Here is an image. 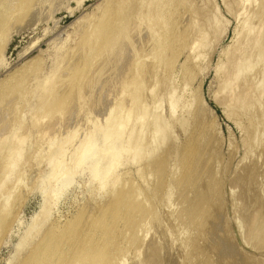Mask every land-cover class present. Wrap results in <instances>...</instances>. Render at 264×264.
Returning <instances> with one entry per match:
<instances>
[{
	"label": "bare ground",
	"instance_id": "6f19581e",
	"mask_svg": "<svg viewBox=\"0 0 264 264\" xmlns=\"http://www.w3.org/2000/svg\"><path fill=\"white\" fill-rule=\"evenodd\" d=\"M6 1L7 0H2L0 6H3L5 8L4 11L11 12L12 15H14V14L17 15L18 12L22 11V10L29 12L28 10L29 9L31 10L33 8L32 5L29 6L30 4H28L27 1L25 2L24 7L21 4H19V2H16V3L13 2V4L11 2V4H12L11 5V4H9V2L7 3ZM9 1H11V0H9ZM112 1H111L109 6H108V3L110 1L109 2L106 1L108 3L105 2V4L107 5L106 8L103 7L104 5H102V7H103L102 11H104V12L102 13V15L100 17V20L97 19V23H95V21H94L95 24L94 23L90 24V26L86 30H83L84 33L81 34V35H83V39L81 40V38H80L81 41L79 40V42H78L80 44L83 42L81 47L78 48L79 53L80 52L83 53V55H81L82 58L81 59L79 58L77 62L75 61L76 63L73 60H71L72 57H71V59L66 58L67 59L66 62L71 60V61H69L70 63L68 62L71 66L67 67V65H66V66H64V68L66 67L68 70L64 69L65 72H64V70H62L63 72L61 71L62 73L67 74L65 76V78H67V79L74 77L73 80L69 79V82L71 81L70 84L71 83L74 84L72 81L76 80L75 76H77L79 74V72H81V70L82 71L85 70L86 66H87V68H88V66H91L90 67L91 72H86V73L84 72L85 73V76H83V77H85V79L83 78L84 81L81 80L82 79L81 78L80 80L83 82L79 81L77 84H74L73 87H72V85H70L71 86L70 88H69V85H67L69 83L67 81L68 83L66 82L65 85H67L68 89L66 88V91H60L61 89H59L60 87H58L59 84L57 82L60 80V76H62L61 77V79H62L63 75H65V74L61 75L59 73L60 75L58 74L59 75L58 78H56L55 76H52V79H54L53 77H55L56 79H59L58 81L56 80V82L52 81L53 85L55 83L58 84V85L55 84V86H57V87H55L56 89L52 90V91H57V89H58V91L61 92V95H58V94H60V92L58 93V91H57L56 94L58 96L54 97L56 94H55V92L54 93L52 92L51 94H52V96L54 95L53 98H55L54 101L52 103H50V99L52 97L51 98L46 97L49 100V101L47 100L48 103H50V104H46V105H48V106L50 105V106L47 107L45 104L44 105L48 109L51 108L52 114L54 111V114H56L57 118L54 119V121H53V119H51L52 122L48 121L49 123L48 122L44 123L45 119H43V120L41 119L44 124L39 123L41 126L37 127L38 129L36 132L39 134L38 137L42 138V139L40 138L41 140L45 139L48 142L47 143L43 140V142H45L44 144H46L47 146L49 144V147L48 148L46 147L47 149L46 148L44 149L40 145H39L40 147L36 146L37 143L40 144L42 142V141H40V139L36 138L37 134L35 135L36 136L35 138L39 142H37V143L33 142L34 144H36L35 145L36 148H38L37 151L35 150L36 152L34 151L35 153L33 152L35 154V156H34L35 164L39 167L42 163H44L45 161H48L51 165V170L49 173L47 172L48 175L46 177H43L42 185H41V192L44 194V200L46 199V197H47V200L44 201V206H43V210H42V216H43L42 221L40 220L41 215L38 218L40 220V223L37 224V228H39V229L36 230L35 234L30 232L25 238L21 239V241L17 245V253L16 254L18 256L19 255L23 256L22 258L19 257V259H21V260L16 261V262H19L17 264H264V257H263L264 256V146L261 145L262 148L261 149L259 148L260 149L259 151L255 147V149H256L255 150L253 147L257 146L258 143L256 141L258 138L256 140L252 139V140H254L253 144L256 143V145H253V147L251 146V148H249L248 154H246L247 156H245L246 162L245 161H243V162L248 163L247 166L245 167L246 164L243 165V168L244 167L245 168L244 169L242 168L241 169L242 171L240 170L241 172L238 173L239 174L238 176L236 175L237 176L236 178H232L234 180H232L229 183L230 184L229 187L226 188V185H225L226 180H224L221 176V174H222L221 168L224 167L225 164H223V166L221 165L222 167L220 165L218 166L217 163H216L217 165L216 164H215V166L213 165L215 163V161L219 162L220 159L218 157L217 158L219 160L216 159V157H215V156H217V155H215L216 153H214V154L211 153V152H213V150L211 151V149H212L211 146L213 147L214 143L211 144V146H210V145H202V144H204V141L207 139H205V140L203 139L204 141H202L203 142L202 144H201V140H200V142L198 141V139L202 135V133L198 132L199 134L198 133L195 134L193 132V135L195 134V136L191 139V141L188 142L190 144L188 146H185L186 148L184 147L183 149H180V148L177 149L176 148L177 146L172 147L171 146L172 144L170 145V143L166 144L165 141L168 142L170 140L169 139L170 133L167 134L168 132L166 133V130H168L172 126L171 124L173 121H175V119H176L177 125L179 124L178 126L179 127L181 126L182 128H185L186 126H188V124L190 125V122H191V121L189 122L188 119L184 118L185 116L184 117L176 116V118H174V115H176L175 109H176V107H178L179 101L175 100V98H177L175 96V94L177 95V93L170 91V88L172 86V85H170V82H171V79L173 78V75H172L173 73H170L169 76H166L167 82L165 85H164V83H162L160 81L165 87H163L164 89L162 87H160V88H162V90L161 91L158 90L159 91L158 92L155 89V87L159 84V83H157V81H158V79L159 80L162 79L159 76L165 77V74H164L165 72L164 73L162 71L159 72L158 70H163V69H157V68H156V70L158 72L151 71V70H153V69H151L153 64L151 66L150 63H154V61H155L154 66H153V68L155 70L156 65H159L156 63V58H157V60H160V58H161L162 63H163L162 65H166L169 62L165 64V61H166L165 59H167L168 56L170 55V53H172V52H169L167 50V49H170V48H168V46L171 47V45H173V42H171L172 40L170 41L172 44L171 43L165 44V42L169 41L168 39L172 38L170 34H173V32L171 31L172 29H170L168 24L171 21H174V18L170 17L171 15L168 16V13H169V9L167 7L168 1L166 3V2H163V0H161V3L159 2L160 4H158V2H156V0L137 1V3L139 2L138 3L139 8L142 7V5H143V7H142L143 9H141L143 12H141V11L136 12V9H134V8H137V10H138L139 8L137 7V5H135V7L133 8L136 13H139L138 14L139 16L136 17L137 19H133V17L129 18V17H131V15L135 17L137 14L135 15V14L131 13V15L129 16L130 13L127 14L126 12H123L125 9H123L124 7H122V6L128 7L129 4L126 5L128 0H119V1L117 0L118 3L112 2ZM171 1L172 0H170L169 2H171ZM248 1H250V0H248ZM260 1L262 2V0H259V1H257V4H258V2L260 4H262ZM123 2L124 3L126 2L125 5ZM132 2H133V0H132ZM153 2L154 3L156 2L157 4H154ZM254 2H255V0L253 1V3ZM140 3H142V5ZM152 3L154 4V6H156L155 7L156 11L149 9L150 6L154 7L152 5ZM2 4H6V5H2ZM120 4H123V5L121 6ZM255 4H253V5L251 4L254 7L253 9L251 7L247 9V10L251 9V10H253V12L251 10H249L252 14L249 16L250 13L247 11V13H249V14L246 16V22H244L245 24L243 23L244 24V27H243L244 32H242V33H244V34L241 35L242 36L241 38H238L239 44H238V40H236L237 45L234 44L236 47L233 46V48H231L232 50H229V52L227 53V62L224 64L223 69L222 68L221 69L226 71V72L227 71H229V72H227V74H228L227 76H224L225 78L223 77L224 79L222 80V86H221L222 89L220 88L221 89L220 95L223 96V92H225L224 96L226 95V97L225 98L223 97V100H224L223 102L228 104L227 105L228 107L234 106V108H235L234 110L240 111V112H246L247 109L250 110L254 107L252 109L253 113H251V111H252L251 110L250 115L255 114L257 111H261V108H259L260 110L255 109L256 106H254V105L256 103H257V105L260 104L259 107L264 106V102L261 101L262 98L264 97V51L263 50L260 51L261 47L264 46V45L261 46V44L263 43L262 41L264 40V34H263V38H262V32L264 33V30H263L264 24L261 25L263 27H260L259 24H261V22L259 23V22H256L257 20L255 21L256 17H257V19H260V20L262 18V17L259 18L258 16L255 17V15L258 12L264 13V2L262 4L263 8L261 7L262 9L261 8H260L261 10L259 9L260 11L257 10V8L254 6ZM257 4H256V6H257ZM119 6H121V7H119ZM147 7H148L147 11L148 10L153 11V12L150 11L151 12L150 15L145 13L146 12L145 8H147ZM157 7H158V9H157ZM257 7H260V6H257ZM244 8H246V7H244ZM33 10H34V8H33ZM167 10H168V12H167ZM254 11H256V14L254 13ZM165 12H167V14ZM0 13H2V12H0ZM121 13H123V14H121ZM140 13H145L146 15H148L146 17L147 18L149 17V18L145 19V21H144V19H143L144 14L141 15ZM263 13H261V14L264 16ZM242 14L243 13H241V16H242ZM127 15L129 17H126ZM241 16H240V18H241ZM1 17L2 16L0 15V20L2 19ZM139 17L143 19V20L142 19L140 20L141 22L138 20V19H140ZM213 17H215V16H213ZM122 19H124L125 22H123L122 24H119ZM163 19H164V22L166 23L165 26L163 25L165 28L161 25H157V23H156L157 20L163 21ZM213 20H211V21H213ZM176 21H178V20H176ZM180 21L183 22V20H180ZM211 21H210L209 26L207 25V29H205L204 31H202L203 27L201 28V32H200V30H197V31H199V35H198V32H197V34L193 33L196 36H198L197 40L195 39L196 41L193 40L194 41L193 43H190L189 45L187 44L189 46L188 48L190 50V53L191 52L193 53V51L195 52V53L191 54L192 57L194 56V54H198V50L200 51L201 49H203V47H204L203 45L205 44V43H203V39L206 37L209 30L214 29L215 25L216 26L218 25V24H215L217 20L213 21L212 23H211ZM261 21H263V23H264V20H261ZM143 22L148 23L149 26L147 27V29L149 31L148 30H146V31L152 32L151 34L153 36L149 33L144 32L145 31L144 30V31H139V32L137 31L138 33L137 34L135 33L136 35L133 36L132 38H130L133 34L130 32L129 33L130 39H126L127 41L125 40V42L121 43V41L123 40L121 38V36H123V38H124L125 34L119 33V30H118L119 26H120V30H124L126 27H127V29H130L132 26L135 30V29H140L143 26ZM178 23L176 22L177 25H178ZM257 23H259V24H257ZM255 24L258 25L257 28H260V30L256 28L257 25H255ZM184 28H183V30H184ZM150 29H151V31H150ZM4 30H6V29H4ZM4 30L0 29L1 32H3ZM158 31H160L161 33H158ZM185 31H186V33L189 32V30L188 31L185 30ZM1 32H0V34H2ZM109 32H112V33H109ZM153 32H154V34L157 33V35L159 37L158 39L154 37ZM157 35H155V36L157 37ZM259 35H260V38H258ZM180 36H182V35H180ZM153 37L157 40H155ZM175 37H177V36L175 35L173 39H175V41H177ZM239 37H240V35H239ZM120 38H121V40L119 41V43H121V44H119V43L117 44V41ZM127 38H128V36H127ZM261 39H263V40H261ZM152 40H155L154 42L157 41L156 42L157 44L166 45L167 49L165 47H164V49H166L168 51V53H167V51H165L163 54L167 53L168 55H165L166 56L165 58H164L163 54H161L164 51L162 48L163 46L161 47V45H159V46L157 45L158 46L157 47L158 49H157L155 46V43ZM151 41L154 45H150ZM204 41L207 42L206 39H204ZM259 41H260V43H259ZM35 42L36 41H34V43ZM80 44L79 45L77 44V45L80 46ZM145 44H147V45L149 44L148 46L146 45L147 47H149V49L151 47H152V49L155 47V49H153L154 51L150 50L151 53L154 52V54H155L156 53L155 50L157 51L160 48H161L160 50H163V51L159 50L160 53H157L158 55L157 54L155 55L158 57H156V58H154L155 56L152 57L155 60L151 58V62H149V63L147 61H148L149 57H151V56H147V55H151V54L150 53L147 54V52H146V55H145L142 53V51L144 52L143 48H141V49L137 48V47L145 46ZM173 47L174 46H172V48ZM31 48H32V46H31ZM73 49H75V48H73ZM181 49H183V48H181ZM110 50H113L114 52L111 51V53H110L109 52ZM172 50L174 51V49H172ZM172 50H170V51H172ZM123 52L127 53L126 56L128 58H125V56H124V58H125V59H123L124 61L120 62L119 67H115V63L117 62V60L119 61L121 55L124 54ZM1 53H2L1 54V56H2L4 54V51L1 50ZM113 53L118 54V56L120 55L119 58L117 57V55L116 56L114 55L116 58H114V56L112 57ZM128 53H129V55H128ZM139 53H142V54L140 56H138ZM73 54H74V50H73ZM73 54H72V56H73ZM110 54H112V55H110ZM142 55H144L146 58L145 59H143L144 57L141 58ZM197 56L198 57L194 56L196 58H194V57L193 58L198 60V58L200 59L202 57L200 55V53ZM111 57L114 59H111ZM147 57H148V59H147ZM174 57H172V58H174ZM192 57H190V58H192ZM121 58H123V57H121ZM176 58H177V56L173 59V61ZM76 59L77 58H75L74 60H76ZM142 59L143 60L147 59V61H145V62H147L148 63L147 65L148 66L150 65L151 67L149 66L150 68L148 67L147 68L148 70L145 69L144 71H146V72H143L142 68H141V71L143 73H140L141 71L139 73H137L135 71H136V69L139 68L138 66H141V64L142 65L146 64L143 62L140 63V60L142 61ZM72 61H73L74 65L71 64ZM149 61H150V59H149ZM160 61H157V62H160ZM169 61H170V59H169ZM173 61L171 59V62L173 63V65H175L174 64L175 62H173ZM192 61L195 64L196 60H192ZM0 62H1V60H0ZM66 62H63V63L67 64ZM176 62L178 63L179 59ZM63 63H61L59 67L62 68V66L64 65ZM188 64H190L189 61H188ZM197 64L198 63L196 62L195 65H197ZM107 65H112V66H110L111 69L113 68L112 70L110 69L112 72L110 71L111 72L110 73V72H108V70H106L108 73H110L109 76L107 75L108 77L105 78L104 81H100V83L96 82V81H98V80H95L98 77L97 74L101 73L102 70L105 72L104 67H106ZM147 65H146V67H147ZM170 65H171V63L169 65H167L168 69H169ZM34 66H36V65H34ZM56 66H57V64H56ZM159 66H161V65H159ZM187 66L189 69V65H187ZM31 67H33V66H31ZM36 67H38V66H36ZM84 67H85V69H83ZM164 67L166 68V66H164ZM192 67H194L193 63H192ZM40 68L42 69L43 67H39V71H37V73L40 72ZM55 68H57V67H55ZM107 68H109V67H107ZM190 68H191V66H190ZM36 70H37V68H36ZM49 70H50V67H49L48 71ZM189 70H187V72ZM86 71H87V69H86ZM104 72H103V74H105ZM46 73H48V72H46ZM81 73H83V72H81ZM221 73H223V71H221ZM20 74H21V72H20ZM41 74L39 73L35 77L38 78V76H40ZM72 75H73V77H71ZM96 75H97V77H96ZM24 77L21 76L18 79H13V80L10 79V82L8 80V83H6L7 81L5 80L6 81L5 85L8 84V86H7V88L4 87L2 89H4V90L8 89V90L6 91V93H5V91H2L4 93L0 92V104L3 105V102L5 103V101H6V104L8 106L6 108L7 110L5 109L4 118L1 116V113H0V116H1L0 122H6L7 123L10 120V118H8V115H12V112H13L12 111L13 110L12 102L15 101L13 103V105H15L16 103L19 102V101L17 102L18 99H16L19 95L15 96V94L17 92L16 89H18V87H20L18 89L20 93L18 92L17 94H21V92H22L21 90L24 87V85L26 86L28 84L27 81H30L29 79L26 81L27 76L24 75ZM93 77L95 79H92ZM32 78H30V79H32ZM65 78H64V80H66ZM34 79H36V78H34ZM101 79H102V76H101ZM93 80H95V81H93ZM240 80H242V82H239ZM34 82H35V80H33V83ZM46 82H48V81H46ZM62 82H64V81H62ZM62 82L60 84H64ZM148 82L152 83V85ZM188 82H191V79H190V81L188 80ZM37 83L38 84H35V85H37L38 88L39 87L44 88L43 85H41L42 82H40L38 80ZM236 83H240V84H236ZM0 84H1V82H0ZM146 84L150 85L149 90H148V86H146V89L148 91L144 89V86ZM187 84L188 83H186V85H185L186 87H187ZM33 85L34 84H32V86ZM96 85H98L97 87L99 88V90L96 89L97 88ZM99 85H100V87H99ZM188 85H191V84H188ZM32 86L30 85L31 88H32ZM48 86L52 87L51 84H49ZM86 87L90 88V92L92 90L93 91L97 90V92H91L92 94H90V92H89V95L86 94V96L88 95V96H90L89 98H92V99L95 96L98 101L100 100L98 105H97L98 102H92L93 105L90 104L91 107L94 105H97V107H98V109L96 107L97 111L94 110V111H96L95 112L96 114L93 113V115H96V117L98 118L97 119L95 117L96 118L95 122L97 123V121H98L99 125H97V127H99V130L94 132V133L91 132L89 137H84L85 139L89 138V139H86V141L88 140L89 143H78V144L77 143H68V142L64 143L63 141L60 140L61 137L63 135H68V134L70 135L71 134L70 132L73 130V127L74 126L76 127V124H77V122L74 120V117H76V116L73 117V115H76V114L79 115V113H78L79 111H81V110L83 111L85 109L87 110V108L80 109V107L84 108L82 106L83 104L81 105V103H84V99L86 97L85 96V97L81 98L80 92H83L82 90H84V88H86ZM139 87H141L140 90H139ZM52 88L54 89V87H52ZM24 89H26V88H24ZM34 89H35V87H34ZM142 89L147 93V96L151 97V98L148 97V99H151V104L148 106H145V105L142 106V104H141V103H144L145 100H147V98L145 97L146 95L144 96L143 94H141V93H143V91L141 93H139ZM173 89H174V87L172 88V91H174ZM34 91H32V92H34ZM155 91L158 93H155ZM14 92H15V94L13 95ZM24 92H26V90L23 91V93ZM221 92H222V94H221ZM28 93H30V92H28ZM11 94H12V96H11ZM78 94L80 97L77 96ZM8 96H11V98H13V96H14L16 98H14L15 100H12L8 104V102L6 100V99H10ZM24 96H27V94H25ZM24 96H23V99H25ZM48 96L50 97L49 94H48ZM165 96H170V97H167L170 99L166 98L167 102H168V100H170L168 104L170 105L169 108H171V110L167 109L169 111L168 112L169 115L167 113H165V114H167V116H164L165 114L162 113V108H163V104H164L163 99ZM21 98H22V96H21ZM96 98H95V101H97ZM254 98H255V100H254ZM25 101H27V100H25ZM44 101H46V100H44ZM90 101H93V100H90ZM235 101H240L239 102L240 104H238V102H237L238 105H236ZM147 103H148V101L146 102V105H147ZM231 103H234V104H231ZM261 103H263V104H261ZM85 104H87V103H85ZM16 106H17V104L14 106V108ZM140 106H142V107H140ZM235 106L236 107L238 106V108H236ZM251 106H253V107L250 108ZM4 107L5 106H3V109H2L3 111H4ZM18 109L22 110V107L18 108ZM45 109H44L43 115H45V112H46V114L51 113L48 109H47V111H49L50 113L49 112L47 113V111ZM88 109H89V107H88ZM92 109H95V107ZM262 109H264V108H262ZM17 110H15L16 113L15 112L13 113V116H11V118L12 117L13 118L9 122V123H11L13 121L12 122L13 130H15L14 126H16V124H14V123L19 124V122H18L19 120H17V119H20V118H18V116L16 114H19L18 112L20 110L19 111H17ZM86 110L84 111L85 112L83 115L84 118H86L87 116L90 115V114L89 115L87 114L88 112L86 113ZM254 110L256 111L255 113H254ZM41 111H43V109ZM88 111H90V110H88ZM170 111H171V113H170ZM248 111H247V113H248ZM91 112H93V111H90L89 113H91ZM147 112H149V115H151L150 117L148 116ZM150 112H151V114H150ZM261 112H262L261 113L262 116H264V111L262 110ZM80 114H82V113L80 112ZM118 114H120L121 116ZM193 114H192V116H193ZM14 115H16V116H14ZM20 115H21V111H20ZM113 115H115L116 118ZM146 115H147V117H149V119L147 118L149 120V121L147 120L148 124H147V122H145L146 124H143V126L144 125H147V126H145L143 128L141 127L143 130L140 129V130H142L140 132L139 129L136 130V126H139V125H136V123L140 120L141 117L143 118V116L145 117ZM197 115H198V112L194 116L196 117ZM45 116L47 117V115H45ZM79 116H81V115H79ZM192 116H190V117H192ZM256 116H258V115L257 114L255 116L252 115L253 118L251 117L252 119L251 118L250 119L253 121V120H255ZM259 116H260V114H259ZM14 117H15V120H17V122L15 120H13ZM37 117H39V116H37ZM46 117H44V118H46ZM89 117L86 118V119H88V121L90 119ZM108 117H111L109 119H112V118L113 119L111 121H109L108 119H106ZM120 117H121V119L115 125L116 129H114L115 126H114V128L109 129V126L111 125L109 123H111V122L113 123L114 118L116 120L117 118H120ZM7 118L9 119L8 121H7ZM40 118H42V115L40 116ZM47 118L49 119V117H47ZM95 118H94V120H95ZM171 118H173L172 121H171ZM197 118H199V117H197ZM81 119H83V118H81ZM248 119H249V117H248ZM262 119H264V118L262 117L261 120H260V118H259V120L257 119V122L258 121H260V122H258V123L256 122L257 123L256 126L252 125V124L250 125L251 127L249 126L248 132H249V134L252 135V137H253L254 132L256 130L258 131L259 128L263 130V131L261 130L262 132H264V123H263L264 120L262 121ZM106 120H108L109 122H107ZM196 120L197 119H195V121ZM197 121H199V120H197ZM197 121H196V123H197ZM252 121H250V123L254 122V121L253 122ZM20 122H23V121H21V119H20ZM261 122H262V124H261ZM9 123H7V124H9ZM87 124H89V123H87ZM137 124H139V123H137ZM140 124H142V123H140ZM193 124H194V122H193ZM253 124H255V123H253ZM258 124H260V125L258 126ZM20 125H22V124L20 123L17 127H19ZM34 125H35V123H34ZM169 125H171V126H169ZM197 125L199 127L200 123ZM197 125H195V126H197ZM203 125L204 124L202 123V128L200 127V129H203L201 131H204V133H205V128L207 127L206 129L208 130V125L206 127H204ZM246 125L248 127V124H246ZM33 126L29 129L30 130L34 129V128L36 129V127L34 126V128H33ZM37 126H39V125H37ZM173 126H172V128H174ZM78 127L79 126H77V128ZM147 127L149 130L150 129L153 130L152 132L154 133L153 135L155 137L154 140L159 139L160 145L162 143L163 147H164V144H166V146L170 145L171 147L170 148L168 147V150L165 147L166 149L165 150L162 149V151H163V153H162L161 151H159V150H161L159 148H163L162 145L159 146V144H158L156 146V144L154 145V143L151 141H149L151 143H147V144L142 143L141 142L143 139L142 135L145 132L144 131L145 128H147ZM181 127H180V130H181ZM172 128H171V130H172ZM35 129H34V132L32 131L33 133H35V131H36ZM91 129H90V131H91ZM200 129H199V131H200ZM30 130H29V132H30ZM100 130H103V132L107 135V137H108L107 139H105V140L102 139V134L99 132ZM135 130L140 132V133H137V134L135 133L136 135L133 134L135 132ZM149 130H148V132H149ZM184 130L185 129H183V131ZM190 130H191V128H190ZM25 131H27V129ZM88 131H89V129H88ZM121 131H123V133L131 134V136H130L132 138L131 140L135 139V137H136V141L135 142L133 141L134 142L133 143L132 141L129 140L130 139L129 138L128 139L129 143L120 142L119 139H121V138L118 139L117 136L121 133ZM186 131H188V130H186ZM257 131H256V134L258 132L260 133V131H258V132ZM29 132L27 131V134ZM169 132H170V129H169ZM195 132H196V130H195ZM3 133H4V135H2V137L7 142V140L11 138L10 137L11 132L8 131V132H3ZM75 133H73V134L75 135ZM87 133L89 135L90 132H87ZM123 133L120 134L121 135L120 137H122ZM25 134H26V132L24 133V135ZM27 134L23 138L21 137L19 139L21 146L18 147L17 145H14L13 140L10 142L11 145L7 146L9 148V150H8L9 158L12 157V160L5 161L6 163L4 166L2 165L3 167H1V165H0V167H1V169H0V192H3V190H5V188H7V185L10 184L9 182H11L12 179L17 175H18L17 178H19V176H20V178H19L20 180L18 181V180H16L17 179L16 178L15 179L16 181L14 183H12V185H18L25 180L23 178V175L22 176L19 175V174H21L22 170L20 172V162H19L20 159L18 158V156H21V154H24L23 153V152H25L24 150L29 151L32 149V144H31L32 142L30 143L31 138H29L28 137L29 135L27 136ZM31 134H30V137L32 136ZM61 134H63V135H61ZM83 134H84V132H83ZM105 134H103V135H105ZM132 134L134 136H132ZM209 134L210 133H208V136H211ZM260 134H262V133H260ZM57 135L60 137V139H58L59 137L57 138ZM94 135H96L98 143L93 142V136ZM258 135L259 134H257V136ZM85 136H87V135H85ZM172 136L174 137V135H172ZM203 136L204 135H202L200 137V139ZM66 137H68V136H66ZM70 137H74V136L72 135ZM211 137L213 138L214 136H211ZM170 138H172V137H170ZM251 138L249 136L250 140H251ZM255 138H256V136H255ZM36 139H35V141H36ZM124 139H126V137H124ZM124 139L122 141H124ZM174 139H177V138H174ZM209 139H211V138H209ZM64 140H65V137H64ZM67 140H68V138H66V141ZM259 140H260V138H259ZM152 141H153V139H152ZM173 142L175 143V141L172 140L171 143H173ZM210 142L212 143V142H214V140L210 141ZM247 142L248 143H245V146L248 147L249 145H252V144H250L251 142L249 140H247ZM152 143L154 146L152 145ZM41 144H43V143H41ZM260 144H262V143H260ZM260 144H258V147ZM0 145L5 146V143H0ZM86 145L88 147L90 145L89 150H87L88 148L86 147ZM184 145L182 144V147ZM200 145H202V146H200ZM5 149H7V148H5ZM156 149L161 154H159L156 151ZM125 150H128V152L131 151L130 154H133V153L139 154L141 151H144L145 157L150 155V158L151 159L153 158L151 162L149 161L150 162L149 164L144 165V167L142 166V168H143L142 170H141V168H139L141 173L144 176V179L147 176L149 178L152 176L155 177L156 181H155L154 185L151 183L152 181H150V184L153 185L152 187L149 185L150 190L149 189L146 191L142 190L141 188H139L140 186L138 184H136L137 183L136 181H138V180H134L133 178H130L131 180L133 179L132 182L134 181L135 183L134 184L131 183V185H129V187L126 186L127 188L125 187L123 189H120L119 191L117 189L116 190L117 193L113 192L112 194H114V196L110 197L109 200H107L104 204L96 207L98 205V202L96 201L97 203L94 205L95 206L94 207V206H91L89 204L86 205L85 204L86 200H85L84 204H82V206L83 205H86V206H84L83 208L81 207V209L79 206L80 211L78 210V215L75 217V219L71 220L72 217H74L75 215L74 214H72V216L70 215L71 219L68 220L67 223L64 222L65 225H63V226L62 225L60 226L58 223H54L53 221H52V223L50 222V219H51L52 214H53V212H52L53 206H56L59 203V201L68 192H70V189L73 186H75L76 177L78 174L80 175V173L83 174L86 171H88V174H90V176L96 178L95 180H98L97 183H98L99 189L97 188V184H96V186H93V187H96V189H98V191L104 190L103 192H105L110 187L115 188L117 186V182L121 178L120 177L121 173L119 176L116 175L117 177H120L118 179V178H116V176H115V178H113V176L115 175V173L113 174V172H116L115 167L118 168L117 171L120 169L119 168L120 166L117 167V165H119V164H117V162L121 158L120 155L121 154L123 155V151H125ZM246 151H248V150H246ZM146 152L148 153V155L146 154ZM154 152H156L159 156L156 157ZM31 153H32V151H31ZM176 153L178 154V157L176 156L177 155ZM244 153H247V152H244ZM4 154H6V152ZM142 154H143V152H142ZM119 156H120V158H119ZM13 157H16V158L13 159ZM131 157H133V156H131ZM143 157H144V155H143ZM145 157L143 158V160H146ZM245 157L243 156L244 160H245ZM4 158L6 160V156ZM116 158L118 159L117 162L114 161V160H116ZM139 158L141 159L142 155H140ZM139 158L134 157V159H137V160L136 161L134 159L133 160L138 163ZM175 158L177 159L176 160L177 161V163H176L177 168L173 164H171V162L173 160L175 161ZM143 160L141 159V162ZM213 161H214V163H213ZM114 162H116V163H114ZM175 162H174V164H175ZM241 162H242V159L240 161V164H241ZM115 164H117V165H115ZM139 164H140V162H139ZM142 164H144V163L142 162ZM171 165H173L172 168L173 167L176 168L174 172H172L173 171L172 168H171L172 171L170 169ZM239 165H237L236 167H238ZM240 167H242V166L240 165L238 168H240ZM126 168H127V166L125 167V169ZM128 168H129V166H128ZM31 169H32V167H31ZM34 169H36V168H34ZM129 169H128V171L130 172L131 170H129ZM136 169H138V168H136ZM111 170H112V174H113L112 177H110L111 175L109 176ZM125 171H123V172L125 173ZM128 171H127V173H128ZM33 172H35V170ZM139 172H138V174L141 177V174ZM225 172H226V170H225ZM127 173L123 174V176L124 175L126 176ZM132 173H134V172H132ZM35 174H40V172L35 173ZM138 174H136V175L138 176ZM30 175H31V173H30ZM31 176H33V175H31ZM128 176L130 177V173ZM154 177H152L151 179H153ZM27 179L29 180L28 177H27ZM35 179L38 180V178H35ZM140 179H142V178H140ZM227 180H229V179H227ZM125 181H122V183L118 182V185L119 184L122 185L123 182H125ZM140 181H142V180H140ZM147 181H148V179H147ZM26 182H27V180H26ZM125 183H126L125 185H127V181ZM144 183H141V184H144ZM123 186H124V184H123ZM27 187H29V186H27ZM34 187H36V186H34ZM118 187H120V186H118ZM141 187L143 188V186H141ZM145 187L147 189V184H145ZM111 188H110V191L115 190V189L112 190ZM12 190H10V191H12ZM10 191H9V193H7L4 196V199L2 196H0L3 199V200L0 199V226L1 227H2V223L7 222L9 217H11L12 214L14 213L13 212L11 214V209H9L10 205L11 206L13 205L12 204L13 203L12 197L14 195V191L13 192H10ZM102 194H104V193H102ZM89 195H91V194L89 193ZM226 195H229L231 198L228 199L226 197ZM102 197H103V195H102ZM86 199L89 201L88 197H86ZM106 199L107 198H105V200ZM93 200H94V198H93ZM94 202H95V200H94ZM17 203H19V202H17ZM15 204H14V206H15ZM92 204H94V203L92 202ZM15 207L12 208V211L17 209ZM160 208L163 209L164 213L161 212ZM233 215H234L235 219H234ZM14 217L15 216H13V218ZM229 217H232V219H234L233 223H235V224L232 227L233 229L230 228L229 225H227L230 223H226V222H228L227 219H229ZM9 221H10L9 223L11 225L12 221L11 220H9ZM229 222H231V221H229ZM8 224H6V225H8ZM35 225H36V223H35ZM3 226H5V225H3ZM34 227H36V226H34ZM5 229H7V228H5ZM235 229H236V231H235ZM2 230L3 229H1V231ZM30 231H32V228ZM4 232H6V231H4ZM233 232H238L237 235L240 238L238 236L237 237L239 239H241V241L238 240V238L233 234ZM39 235H40V238L37 239ZM249 243H251L252 246H253V244L257 243L255 245L256 246L255 248L258 249L257 251H261V252H259V254H261L262 260H260L258 263H254L251 261V259H248L251 255H248L245 252L246 250L243 251L244 254L242 253L243 248L241 246L243 244L245 245V244H249ZM252 246L248 245V247H250V248ZM256 249H255V251H256ZM252 251H254V250H252ZM245 253L248 255V258L244 256ZM21 254H23V255H21ZM253 255H255V254H252V256ZM256 256H259V255H256ZM253 257H255V256H253Z\"/></svg>",
	"mask_w": 264,
	"mask_h": 264
},
{
	"label": "rangeland",
	"instance_id": "374dc122",
	"mask_svg": "<svg viewBox=\"0 0 264 264\" xmlns=\"http://www.w3.org/2000/svg\"><path fill=\"white\" fill-rule=\"evenodd\" d=\"M1 1L2 0H0V4H1ZM28 2V4H30L29 6H31L32 5V7L34 8V10H33V8L30 10L29 8V12H26L25 10H22V11H19L18 12V14L17 15H12L11 14V12H8V11H4L5 10V8L3 7V6H0V12H2V13H0V15L2 16L1 18V20H0V29H6V30H4L3 32H1L2 34H0V36L2 37H0V60H1V62H0V82H1V84H0V92H2V91H5V93H6V91L8 90V89H2V88H4V87H6L7 88V86H8V84L7 85H5V82L6 83H8V80H9V82H10V79H18L19 77H21V76H23L24 77V75L25 76H27L26 77V81L29 79L30 81H27L28 82V86L26 87L25 85H24V87L22 88V92H21V94H17L18 92H19V88L20 87H18V89H16V94H15V92L13 93V95L15 94V96H17V95H19L17 98L16 97H14L13 96V98H11V96H12V94H11V96H8L10 99H6L7 100V102H8V104L12 101V100H15L14 98H16V99H18L17 100V102L18 103H16L17 104V108L15 109L14 108V106L16 105H13V103L15 102H12V108H13V112H12V115H8V118H10V120H12V118H11V116H13V113L15 112V110H17L18 108H21L22 107V110H20V109H18L17 111H21V115H20V111L18 112L19 114H16L17 116H18V118H20L21 119V121H23V122H20V119H17V120H19L18 122H19V124L21 123L22 125H20L19 127H17L19 124H17V123H14V124H16V126H14L15 127V130H13V124H12V122L11 123H9L10 122V120L7 118V123H9V124H7L6 122H0V143H5V146L4 145H0V165H1V167H3L4 165H5V161H10V160H12V157L11 158H9V155H8V150H9V148L7 147L8 145H11V141L13 140V142H14V145H17L18 147L19 146H21L20 145V141H19V139L22 137H24L26 134H27V131L29 132V128H31L33 125H34V123H35V127H36V129L34 128V126H33V128L36 130L35 131V133H33L34 132V129H31L30 130V132L32 133H28L27 134V136L29 137V138H31V140H30V143L32 144V149L31 150H29V151H26V150H24L25 152H23L24 154H21V156H18V158L20 159L19 160V162H20V172H21V170H22V172H21V174H19V175H23V178L25 179L22 183H20V184H18V185H12V183H14L16 180H20L19 178H20V176H19V178H17L18 177V175L17 176H15L13 179H12V181L11 182H9L8 184L9 185H7V188H5V190H3V192H0L1 194H0V196H2L3 197V199H4V196L7 194V193H9V191L10 190H12V191H10V192H13L14 191V195H13V197H12V206L10 205V208L9 209H11V214H12V216L11 217H9V219L7 220V222H5L6 224H8L10 221L9 220H11L12 222H11V225H10V223L8 224V225H6L4 222L2 223V227L0 228V264H17V263H19V262H16V261H18V260H21V259H19V257H23V256H18L16 253H17V245H18V243L21 241V239H23V238H25L30 232H32V233H34L35 234V232H36V230L37 229H39V228H37V224L38 223H40V220L42 221V219H43V216H42V210H43V206H44V201L45 200H47V197H46V199L44 200V194L41 192V185H42V180H43V177H46L47 175H48V173L50 172V170H51V165H50V163L48 162V161H43L44 163H42L39 167L35 164V161H34V156H35V152L37 151V149L38 148H36V146H38V147H43L44 149L47 147H49V144H48V146L46 145V144H44L45 142H47L45 139H43L45 142H43V140H41L42 138L41 137H38V133H36L37 132V127H40L41 125L39 124V123H41V124H44V123H47L48 121H51L52 122V120L51 119H53V121H54V119H56L57 118V116H56V114H54V111H53V114H52V111H51V108H47V107H49L48 105H46V104H50V103H52L53 101H54V99L55 98H53V96H52V92L54 93L55 92V94H56V92L58 91V89H57V91H52V90H55L56 88L55 87H57V86H55V84L56 85H58V87H60L59 89H61L60 91H66V88L68 89V87H67V85H69V88L71 87L70 85H72V87H73V85L74 84H77L79 81H81V80H83L84 81V79H85V77H83V76H85V73L86 72H91L90 71V67L91 66H88V68H87V66H86V69H87V71H86V69H85V67L83 68V69H85V70H81V72H83V73H81V72H79V74L77 75V76H75L76 77V80L75 81H72L74 84H70V82H69V79L70 80H73L74 79V77H73V75L71 76V77H73V78H69V79H67V78H65V76L67 75V74H65V73H62L63 71L62 70H64V69H66V70H68L66 67L64 68V66H66L67 65V67H69V66H71L69 63V61H71V60H73L74 62L76 61H78V59L80 58H82V56L81 55H83V53L82 52H80L79 53V49L78 48H80L81 47V45H82V43L80 44V43H78L79 42V40H80V38H81V40L83 39V35H81V34H83L84 32H83V30H86L89 26H90V24H93L94 23V21H95V23H97V19L98 20H100V17H101V15H102V13L104 12V11H102L103 10V7H105L106 8V4H105V2L106 1H110L109 3L108 2H106V3H108V6L110 5V3H111V1L112 0H11V1H9V0H7L6 2L8 3L9 2V4H11V2H12V4H13V2L14 3H16V2H19V4H21L23 7H24V4H25V2ZM119 1V0H118ZM132 2V0H128L127 1V3H126V5L127 4H129L128 5V7L127 6H122L123 4H120L122 7H124L123 9H125L123 12H126L127 14L128 13H130L129 14V16L131 15V13H133V14H137L135 17L134 16H132L131 15V17H129L128 15L126 16V17H129V18H132L133 17V19H137L136 17H138L139 15V13H136V12H143L141 9H143L142 7H143V5H142V3H140L141 5H142V7H140L139 8V2L137 3V1H141V0H133V4L131 3ZM167 1H168V4H167V7H168V9H169V13H168V16H170L171 18H174V21H171L169 24H168V26L170 27V29H172L171 31L173 32V34H170L171 35V39H168L169 41L168 42H165V44L166 43H171V42H173V45H171V47H169L168 46V48H170V49H167V47H166V45H161V44H157L156 42H154L155 40H157L159 37H158V35H157V33L156 34H154V32H153V34H154V37L155 38H157V39H155L154 37V39L155 40H152L154 43H155V46H156V48L159 46V45H161V47L163 48V50H160V51H163L161 54H163L165 51H169V52H172V53H170V55L168 56V58L167 59H165L166 61H165V64L166 63H168V64H166V65H162L163 63H162V60H161V58H160V60H157V58L156 57H158V56H155L157 53H160L159 52V50H155V54H154V50L153 49H155V47L152 49V47L149 49V47H147L148 45L147 44H145V46H142V47H137L138 49H141V48H143V50H144V52L142 51V53L143 54H145L146 55V52H147V54L148 53H150L151 55H147V56H151V57H149V59H150V61H149V59H148V57H147V59H148V61H147V59L146 60H143V59H145L146 57L144 56V55H142L141 56V58L142 57H144L143 59H142V61L140 60V63H146L144 66L141 64V66H138L137 68L138 69H136V71L135 72H137V73H139L140 71H141V68H142V71L143 72H146V71H144L145 69H147L150 65L152 66V64H153V66H154V63H155V59L154 58H156V63L157 64H159V65H161V66H159V65H156V67H155V70H156V68L157 69H163V70H158L159 72H165L164 74H165V77L163 76H159V77H161L162 79L161 80H159L158 79V81H157V83H159L156 87L158 88H156L155 87V89H156V91H161L162 90V88L163 87H165L164 85L166 84V82H167V80H166V76H169V74L170 73H173L172 75H173V80L171 79V82H170V85H172L171 86V88H170V91L171 92H175V93H177V95L175 94V96L177 97V98H175V100L176 101H179L178 102V107H176V115H174V118H176V116H178V117H184V118H186V119H188L189 120V122H190V125L188 124V126H186L185 128H182L181 126V130H180V127L177 125V123H176V119H175V121H173L172 122V126L174 127V128H172V126L171 125H169V126H171L169 129H170V132H169V129L168 130H166V133L167 134H169V136L170 137H172V138H170L169 137V141L167 142V141H165L166 142V144H169L170 143V145L172 146V147H175V146H177L176 148L178 149V148H180V149H183L185 146H188L190 143H188L189 141H191V139L195 136V134H197L198 132L199 133H202V135H204L201 139H200V137L202 136H200L199 137V139H198V141L200 142V140H201V144L203 143L202 141H204L205 139H207V140H205L204 141V144H202V145H210L211 146V144H213V147L211 146V151L213 150V152H211V153H216L215 155H217V156H215L216 157V159H218L219 160V162H216L215 161V163H214V161H213V165L215 166V164L217 163L218 164V166L220 165H222L223 166V164H225L224 165V167H222L221 168V176H222V178L224 179V180H226L225 181V185H226V188H228L229 187V183L232 181V180H234V179H232V178H236L239 174V172H241L242 170V168H243V165L244 164H246L245 165V167L247 166V164L248 163H244L243 161H245L246 162V157L245 156H247L246 154H248V152H249V148H251V146L253 147V145H256V143H254L253 144V142H254V140H256L257 138V143L258 144H260V143H262V144H260L259 145V147H258V144H257V146H254L253 148L255 149V147H256V149L259 151L262 147H261V145L262 146H264V132H262L263 130L262 129H258V131H260V133H262V134H260L257 130V134H259L258 136H257V134H256V131L254 132V134H253V137H252V135L251 134H249V126L252 124V125H257V123L258 122H260V121H258L257 122V119L259 120V118H260V120H261V118L263 117L264 118V116H262V110L264 111V109H262V108H264V106L263 107H259V105H257V103L254 105V106H256V108L255 109H259V108H261V111H255L254 110V113L255 114H252L253 116H255L256 114L259 116V114H260V116L258 117V116H256V118H255V120H251L253 117H252V115H250L251 113H253V106H251L250 108H252V109H247V111H248V113H247V111L246 112H240V111H236V110H234L235 108H234V106H227L228 104H226L225 102H223L224 100H223V97L225 98L226 97V95L224 96V93L225 92H223V96L222 95H220V91H221V86H222V80L225 78L224 76H227L228 74H227V72H229V71H224V70H222L223 69V66H224V64L227 62V53L229 52V50H232L231 48H233V46L234 47H236L234 44H236L237 42H236V40H238V44H239V39L238 38H241L242 36V34H244V33H242V32H244V22H246V16L249 14V16L250 15H252L251 14V12L249 11V10H251V9H249V10H247L248 8H254L252 5L253 4H257V1H259V0H255V2L253 3V1L252 0H250V1H248V0H172L171 2H169L170 0H163V2H166L167 3ZM244 1V2H243ZM252 1V2H251ZM112 2H117V0H113ZM130 2V3H129ZM156 2H158V4H160L161 3V0H156ZM154 3V4H157V3ZM160 2V3H159ZM183 2V3H182ZM240 2V3H239ZM243 2V3H242ZM250 2V3H249ZM261 2V1H260ZM263 0H262V4H263ZM118 3V2H117ZM124 3V2H123ZM125 3H124V5H125ZM135 3V4H134ZM137 3V4H136ZM152 3V5L154 6V4ZM11 4V5H12ZM252 4V5H251ZM256 4L254 5L256 8H257V10H259L263 5L262 4H260L259 2H258V4H257V6H260V7H257L256 6ZM2 5H6V4H2ZM102 5H104L103 7H102ZM119 5V4H118ZM135 5H137V7L140 9H138L137 10V8H134L135 7ZM169 5V6H168ZM242 5V6H241ZM121 6H119V7H121ZM241 6V7H240ZM127 7V8H126ZM149 7V6H148ZM148 7L147 8H145L146 9V12L145 13H147L148 15H150L151 14V12H153L152 10H155L156 11V6H154V7H152V6H150V8L149 9H152V10H148L147 11V9H148ZM244 7H246V8H244ZM36 8V9H35ZM136 9V12H135V10L134 9ZM154 8V9H153ZM216 8V9H215ZM240 8V9H239ZM263 8V7H262ZM261 8V9H262ZM157 9H158V7H157ZM243 9V10H242ZM260 9V10H261ZM34 12H33V11ZM37 10V11H36ZM259 10V11H260ZM145 11V10H144ZM151 11V12H150ZM246 11V12H245ZM247 11L249 12V13H247ZM252 12H253V10H251ZM37 12V13H36ZM167 12H168V10H167ZM167 12H165L166 14H167ZM245 12V13H244ZM125 13V14H126ZM145 13H140L141 15L142 14H144L143 16V19H144V21H145V19H148L146 16H148V15H146ZM241 13H243L242 14V16H241ZM247 13V14H246ZM254 13L256 14V11H254ZM259 13V12H258ZM257 13V14H258ZM261 13H263V12H260L258 15L256 14L255 15V17L256 16H258L259 18H261V20H264V16L261 14ZM121 14H123V13H121ZM180 14V15H179ZM245 14V15H244ZM264 14V13H263ZM100 15V16H99ZM261 15V16H260ZM97 16V17H96ZM167 16V17H168ZM182 16V17H181ZM213 16H215V17H213ZM240 16H241V18H240ZM254 16V15H253ZM142 17V16H141ZM96 18V19H95ZM140 18V17H139ZM179 18V19H178ZM132 19V20H133ZM142 18H140V19H138L139 21L141 20ZM142 19V20H143ZM213 20V21H215V20H217L216 21V23L215 24H218L217 26L215 25V27H214V29H211V30H209V32L207 33V35H206V37L204 38V39H206V41L207 42H205L204 41V39H203V43H205L203 46L205 47H203V49H201L200 51L198 50V54L200 53V55L202 56L200 59L198 58V60L197 59H194V58H196V57H198L197 55L198 54H194V56H196V57H192L191 56V54H193V53H195L194 51H193V53L191 52L190 53V50H189V44L190 43H193L194 41H196L197 40V37L198 36H196L195 34H197V32H198V35H199V31H197V30H200V32H201V28L203 27V30L202 31H204L205 29H207V25L209 26V24H210V21L211 20ZM6 20V21H5ZM160 20V19H159ZM162 20V19H161ZM176 20H178V21H176ZM180 20H183V22L182 21H180ZM210 20V21H209ZM257 20V21H256ZM259 20V21H258ZM260 19H257V17L255 18V21L256 22H261V24H259V23H257V24H259V26L260 27H263V26H261L262 24H264L263 23V21H261ZM92 21V22H91ZM178 23V25L176 24V22ZM188 21V22H187ZM213 21H211V23L213 22ZM254 21V22H255ZM123 22H125L124 21V19H122L121 21H120V23L119 24H122ZM135 22V21H134ZM141 22V21H140ZM208 22V23H207ZM255 22V23H256ZM94 23V24H95ZM157 25H161V26H165L166 25V23L164 22V19H163V21H158L157 20ZM163 23V24H162ZM244 23V24H243ZM195 24V25H194ZM257 24H255V25H257ZM156 25V24H155ZM191 25V26H190ZM149 25H148V23H146V22H143V26L140 28V29H135L134 30V28H133V26L130 28V29H127V27L124 29V30H120V26H119V28H118V30H119V33H123V34H125L124 35V38H123V36H121V38L123 39L122 41H121V43L122 42H125V40L126 39H130V38H132L133 36H135L139 31H144V32H146V33H149V34H151L152 32H148L149 30L147 29V27H148ZM163 26V27H164ZM181 27V28H180ZM186 29H185V28ZM258 27V25L256 26V28ZM159 28V27H158ZM165 28V27H164ZM183 28H184V30H183ZM192 29V30H191ZM257 29H259L260 30V28H257ZM146 30H148V31H146ZM185 30H189V32L188 33H186V31ZM264 30V29H263ZM262 30V31H263ZM138 31V32H137ZM150 31H151V29H150ZM161 31V30H160ZM160 31H158V33H161ZM191 31V32H190ZM258 31V30H257ZM133 33L132 34V36L129 38V33ZM241 32V33H240ZM109 33H112V32H109ZM136 33V34H135ZM193 33H195V34H193ZM240 35V37H239V35ZM263 32H262V38H263ZM152 35V34H151ZM155 35H157V37L155 36ZM160 35V34H159ZM173 35V36H172ZM177 36V37H175L176 38V40L177 41H175V39H173L174 38V36ZM180 35H182V36H180ZM261 35V34H260ZM260 35H259V37L258 38H260ZM127 36H128V38H127ZM153 36V35H152ZM151 36V37H152ZM208 36V37H207ZM196 37V38H195ZM121 38L117 41V44L119 43V41L121 40ZM208 38V39H207ZM196 39V40H195ZM80 40V41H81ZM172 40V41H171ZM192 40V41H191ZM194 40V41H193ZM261 40H263V39H261ZM260 40V41H261ZM34 41H36L35 43H34ZM38 41V42H37ZM127 41V40H126ZM152 41L150 42V45H154L153 43H152ZM171 41V42H170ZM260 41H259V43H260ZM149 42V41H148ZM189 42V43H188ZM263 43H264V40L262 41ZM261 42V43H262ZM121 43H119V44H121ZM159 43V42H158ZM186 43V44H185ZM261 44V46H263L264 44ZM80 44V46H78V45ZM172 44V43H171ZM185 44V45H184ZM188 44V45H187ZM147 45V46H146ZM158 45V46H157ZM168 45V44H167ZM187 45V46H186ZM206 45V46H205ZM237 45V44H236ZM31 46H32V48H31ZM34 46V47H33ZM172 46H174L173 48H172ZM183 46V47H182ZM185 46V47H184ZM191 46V45H190ZM232 46V47H231ZM63 47V48H62ZM90 47V46H89ZM164 47L167 49H164ZM264 47V46H263ZM263 47H261V49H260V51H264V48ZM73 48H77L76 50L75 49H73ZM181 48H183V49H181ZM63 49V50H62ZM158 49V48H157ZM172 49H174V51L172 50ZM1 50L2 51H4V54L1 56ZM28 50V51H27ZM68 50V51H67ZM73 50H74V54H73ZM148 50V51H147ZM150 50H153L152 52L153 53H151V51ZM170 50H172V51H170ZM78 51V52H77ZM111 51H113V50H110L109 52L111 53ZM168 51H167V53H168ZM181 51V52H180ZM26 52V53H25ZM114 52V51H113ZM116 52V51H115ZM176 52V53H175ZM197 52V51H196ZM25 53V54H24ZM66 53V54H65ZM70 53V54H69ZM77 53V54H76ZM124 53V52H123ZM142 53H139V55L138 56H140ZM167 53H165V54H163V56H164V58L166 57L165 55H168ZM175 53V54H174ZM72 54H73V56H72ZM153 54V55H152ZM173 54V55H172ZM179 54V55H178ZM190 54V55H189ZM59 55V56H58ZM61 55V56H60ZM71 55V56H70ZM78 55V56H77ZM110 55H112V54H110ZM109 55V56H110ZM116 56L117 55V57L119 58V56H118V54H115V53H113V55H112V57L113 56ZM127 53H124V54H122L121 55V57H123V58H121L120 57V59H119V61L117 60V62L115 63V67H119V65H120V62H122V61H124L123 59H125V58H128L127 56ZM128 55H129V53H128ZM158 55V54H157ZM160 55V54H159ZM172 55V56H171ZM67 56V57H66ZM114 56V58H116ZM124 56H125V58H124ZM155 56V57H154ZM177 56V58L175 59L176 61H178V59H179V62L177 63L175 60L173 61V59L175 58V57ZM189 56V57H188ZM5 57V58H4ZM60 57V58H59ZM71 57H72V59H71ZM111 57V59H114V58H112ZM152 57H154V58H152ZM160 57V56H159ZM172 57H174V58H172ZM190 57H192V58H190ZM4 58V59H3ZM58 58V59H57ZM71 59V60H69V61H67L66 62V60L67 59ZM75 58H77L76 60H74ZM140 58V59H141ZM151 58L152 59H154L153 61H154V63H150V65L148 66L147 64L149 63V62H151ZM169 59H170V61H169ZM171 59H172V61L173 62H175L174 64L175 65H173V63L171 62ZM61 60V61H60ZM65 60V61H64ZM106 60V59H105ZM104 60V61H105ZM168 60V61H167ZM192 60H196V62L198 63L197 65H195L196 64V62H195V64H194V62L192 61ZM73 61L71 62V64H73L74 65V63H73ZM145 61H147V62H145ZM157 61H160V62H157ZM188 61H189V63L190 64H188ZM5 62V63H4ZM63 62H66L67 64H64ZM69 62V63H68ZM75 62V63H76ZM193 63V66L194 67H192V63ZM61 63H63L62 65V68L61 67H59L60 66V64ZM171 63V65H170V67H169V69H168V66L167 65H169ZM177 63V64H176ZM41 64V65H40ZM56 64H57V66H56ZM69 64V65H68ZM34 65H36V66H38V67H36V66H34ZM54 65V66H53ZM146 65H147V67H146ZM187 65H189V69H188V66ZM30 66V67H29ZM31 66H33V67H31ZM110 66H112V65H107L106 67H104V70H105V72L102 70V72L101 73H99V74H97L98 75V77H97V75H96V77H97V79H95L94 77L92 78V79H95V80H98V81H96V82H99L100 83V81H104V79L105 78H107L108 76H109V74L112 72L111 70L113 69H111L110 68ZM150 66V67H151ZM153 66L151 67V69H153V70H151V71H154V72H158L157 70L155 71L154 70V68H153ZM158 66V67H157ZM164 66H166V68L164 67ZM176 66V67H175ZM190 66H191V68H190ZM39 67H43L42 69L40 68V76H38V78L37 77H35V76H37V74H39V73H37V71H39ZM49 67H50V70L48 71V69H49ZM55 67H57V68H55ZM107 67H109V68H107ZM149 67V68H150ZM160 67V68H159ZM174 67V68H173ZM182 67V68H181ZM187 67V68H186ZM33 68V69H32ZM36 68H37V70H36ZM52 68V69H51ZM61 68V69H60ZM222 68V69H221ZM30 69V70H29ZM111 69V70H110ZM165 69V70H164ZM43 70V71H42ZM106 70H108V72H110V73H108ZM148 70V69H147ZM172 72H171V71ZM187 70H189L188 72H187ZM35 73H34V72ZM62 71V72H61ZM140 72V73H143V72ZM168 71V72H167ZM170 71V72H169ZM221 71H223V73H221ZM15 72V73H14ZM20 72H21V74H20ZM46 72H48V73H46ZM64 72H65V70H64ZM67 72V71H66ZM85 72V73H84ZM103 72L105 73V74H103ZM107 72V73H106ZM167 72V73H166ZM191 72V73H190ZM226 72V73H225ZM30 73V74H29ZM32 73V74H31ZM37 73V74H36ZM63 75V74H65V75H63V78L61 79V77L62 76H60V80L59 79H56V78H58V76L60 75ZM13 74V75H12ZM20 74V75H19ZM36 74V75H35ZM55 74V75H54ZM59 74V75H58ZM90 74V73H89ZM31 75V76H30ZM106 77H105V76ZM108 75V76H107ZM9 76V77H8ZM14 76V77H13ZM17 76V77H16ZM30 76V77H29ZM52 76H55V77H53L54 79H52ZM95 76V75H94ZM101 76H102V79H101ZM29 77V78H28ZM33 77V78H32ZM68 77V76H67ZM100 77V78H99ZM191 77V78H190ZM224 77V78H223ZM25 78V77H24ZM30 78H32V79H30ZM34 78H36V79H34ZM64 78L66 79V80H64ZM82 78V79H81ZM84 78V79H83ZM99 78V79H98ZM81 79V80H80ZM190 81V79H191V82H188V80ZM220 79V80H219ZM6 80V81H5ZM11 80V81H12ZM25 80V79H24ZM33 80H35V82L33 83ZM40 81V82H42V84L41 85H43V87L44 88H41V87H37V85H35V84H38L37 83V81ZM56 80L58 81L57 83H55L54 85H53V82L52 81H54V82H56ZM95 80H93V81H95ZM164 82H163V81ZM32 81V82H31ZM46 81H48V82H46ZM62 81H64V82H62V83H64V84H60ZM69 83H68V82ZM83 81H81V82H83ZM164 83V85L161 83ZM187 81V82H186ZM194 81V82H193ZM26 82V83H27ZM68 83L67 85H65V83ZM239 82H242V80H240ZM47 83V84H46ZM148 83H150V82H148ZM186 83H188V84H193L192 86L191 85H188L187 84V87L185 86L186 85ZM32 84H34L33 86H32ZM49 84H51L52 85V87H54V89L51 87V86H48ZM151 85H152V83H150ZM236 84H240V83H236ZM5 85V86H4ZM30 85L32 86V88L30 87ZM62 85V86H61ZM65 85V86H64ZM19 86V85H18ZM46 86V87H45ZM64 86V87H63ZM98 85H96V87H97ZM146 86H148V90L150 89V85L149 84H146L145 86H144V89L145 90H147L146 89ZM189 86V87H188ZM22 87V86H21ZM34 87H35V89H34ZM49 87V88H48ZM99 87H100V85H99ZM142 87V86H141ZM141 87H139V90L141 89ZM160 87H162V88H160ZM174 87V91H172V88ZM24 88H26V89H24ZM31 88V89H30ZM46 88V89H45ZM87 88V89H86ZM86 88H84V90H82L83 92H80V96H81V98L82 97H85L86 96V94H88L89 95V92H90V88L89 87H86ZM89 88V89H88ZM188 88V89H187ZM221 88V89H220ZM24 89V90H23ZM28 89V90H27ZM48 89V90H47ZM65 89V90H64ZM97 90H99V88L97 87L96 88ZM164 89V88H163ZM185 89V90H184ZM26 90V92H24L23 93V91H25ZM34 91V92H32V91ZM97 90H95V91H91V92H97ZM147 90V91H148ZM177 92H176V91ZM60 91H58V93L60 92ZM87 91V92H86ZM143 91V93H141ZM155 91V93H158V92H156ZM28 92H30V93H28ZM50 92V93H49ZM90 92V94H92ZM2 93H4V92H2ZM1 93V94H2ZM20 93V92H19ZM82 93V94H81ZM137 93V92H136ZM139 93H141V94H143L146 98H147V100H145L144 101V103H141L142 104V106L143 105H145V106H148V105H150L151 104V99H148V97L149 98H151L150 96H147V93L142 89ZM138 93V94H139ZM145 93V94H144ZM154 93V94H155ZM25 94H27V96H24ZM48 94L50 95V97L48 96ZM84 94V95H83ZM153 94V95H154ZM221 94H222V92H221ZM58 95H61V92H60V94H58ZM57 94L54 96V97H56V96H58ZM83 95V96H82ZM87 95V96H88ZM21 96H22V98H21ZM23 96H24V98L25 99H23ZM77 96H79V94L77 95ZM79 96V97H80ZM85 97V99H84V103H81V105L84 107V108H81L80 107V109H85V108H87V110H86V113L90 116H87L86 118H90L89 119V121H88V119H86V118H84V111L85 110H81V111H79L78 113H79V115H81V116H79V115H73V117L74 116H76V117H74V120L77 122V124H76V127L74 126L73 127V130L70 132L71 134L69 135H63V134H61V135H63L64 137H65V140H64V137L62 136L61 137V139H60V137L57 135V138L58 139H60L61 141H63L64 143H89V141L87 142L86 141V139H89V138H84V137H89L90 136V134H91V132H96V131H98L99 130V127H97V125H99V123H98V121H97V123L95 122L96 121V115H93V113L94 114H96L95 112L97 111L96 110V107H97V105L99 104V101L97 100V98L94 96L93 97V99L92 98H89L90 96H88V97ZM7 97V98H8ZM45 97V98H44ZM46 97H48V98H51L50 99V103H48V98H46ZM167 97H170V96H165L164 97V99H163V108H162V113H167L168 115H169V111L167 110V109H169V110H171V108H169L170 107V105L168 104L169 103V101L170 100H168V102H167V99H170V98H167ZM23 100H21V99ZM88 98V99H87ZM95 98H96V100L97 101H95ZM167 98V99H166ZM20 99V100H19ZM88 101H87V100ZM93 100V101H90V100ZM166 99V100H165ZM9 100V101H8ZM25 100H27V101H25ZM44 100H46V101H44ZM48 100V101H47ZM150 100V101H149ZM165 100V101H164ZM254 100H255V98H254ZM4 101V100H3ZM86 101V102H85ZM91 103H90V102ZM148 101V103H147V105H146V102ZM262 102H264V97L262 98V100H261ZM260 101V102H261ZM37 102V103H36ZM92 102H98L97 103V105H94V106H92L91 107V105L90 104H92L93 105V103ZM143 102V101H142ZM236 102V105H238V104H240L239 102L240 101H235ZM237 102H238V104H237ZM20 103V104H19ZM85 103H87V104H85ZM224 103V104H223ZM6 104V101H5V103L3 102V105L2 104H0V113H1V116L4 118V113H5V109L7 108V104ZM47 106H45V105ZM95 104V103H94ZM231 104H234V103H231ZM261 104H263V103H261ZM22 105V106H21ZM24 105V106H23ZM39 105V106H38ZM42 105V106H41ZM3 106H5L4 107V111L2 110L3 109ZM21 106V107H20ZM142 106H140V107H142ZM262 106V105H261ZM43 109V111H41L42 109ZM46 109H45V108ZM88 107H89V109H88ZM95 107V109H92V108H94ZM236 107V106H235ZM92 110H91V109ZM148 108V107H147ZM152 108V107H151ZM236 108H238V106L236 107ZM15 109V110H14ZM44 109L47 111V109L51 112H49V111H47V113L49 112L50 114H46V112H45V115H47V117H49V119L45 116V115H43V113H44ZM79 109V110H80ZM97 109H98V107H97ZM7 110V109H6ZM40 110V111H39ZM88 110H90V111H93V112H91V113H89L90 111H88ZM94 110H96V111H94ZM151 110V109H150ZM252 110V111H251ZM260 110V109H259ZM250 111H251V113H250ZM3 112V113H2ZM80 112L82 113V114H80ZM197 112H198V115L195 117L194 115H196L197 114ZM237 112V113H236ZM259 112V113H258ZM16 113V112H15ZM41 113V114H40ZM148 113V116L150 117L151 115H149V112H147ZM170 113H171V111H170ZM193 114V116H192V114ZM196 113V114H195ZM86 114V115H87ZM150 114H151V112H150ZM167 114H165L164 116H167ZM243 114V115H242ZM16 115H14V116H16ZM42 115V118H40V116ZM85 115V116H86ZM118 115H120V114H118ZM245 115V116H244ZM1 116H0V118H1ZM37 116H39V117H37ZM46 117V118H44V117ZM56 116V117H55ZM114 117H115V115H113ZM112 116V117H113ZM117 116V115H116ZM121 116V115H120ZM190 116H192V117H190ZM262 116V117H261ZM7 117V116H6ZM93 117V118H92ZM96 117V118H95ZM99 117V116H98ZM118 117V116H117ZM149 117H147V115L144 117L143 116V118L141 117L140 118V120L137 122V123H139V124H137L136 123V125H139V126H136V130L137 129H139V131L141 132L143 129V127H145V126H147V125H144L143 126V124H146L145 122H147V124H148V119H149ZM190 117V118H189ZM195 117V118H194ZM197 117H199V118H197ZM248 117H249V119H248ZM258 117V118H257ZM77 118V119H76ZM79 118V119H78ZM81 118H83V119H81ZM94 118H95V120H94ZM109 118H111V117H108V118H106V119H108L109 121H111L112 119H109ZM116 118V117H115ZM115 118H114V122L112 123H109V124H111L110 126H109V129H111V128H114V126L116 125V123L121 119V117L120 118H117L116 120H115ZM148 118V119H147ZM39 119V120H38ZM43 119H45L44 120V123H43V121L42 120ZM98 119V118H97ZM195 119H197V120H199V121H197V123H196V121H195ZM247 119V120H246ZM13 120H15V117H14V119ZM17 120H15L16 122H17ZM38 120V121H37ZM78 120V121H77ZM94 120V121H93ZM103 120V119H102ZM108 120H106L107 122H109ZM142 120V121H141ZM144 120V121H143ZM148 120V121H147ZM173 120V118H171V121ZM264 119H262V121H263ZM42 121V122H41ZM82 121V122H81ZM85 121V122H84ZM100 121V120H99ZM104 121V120H103ZM105 121V122H106ZM246 121V122H245ZM250 121H252L253 123H255V124H253V123H250ZM85 124H84V123ZM193 122H194V124L195 125H197V124H199L200 123V125H199V127H198V125L197 126H195L194 124H193ZM257 122V123H256ZM38 123V124H37ZM49 123V122H48ZM87 123H89V124H87ZM140 123H142V124H140ZM176 123V124H175ZM202 123L204 124L203 126L204 127H206L207 125H208V130L205 128V133L207 134H205L204 133V131H201V130H203V129H200V127L202 128ZM264 123V122H263ZM33 124V125H32ZM39 125V126H37V125ZM80 124V125H79ZM106 124V123H105ZM246 124H248V127H247V125ZM261 124H262V122H261ZM84 127H83V126ZM89 125V126H88ZM107 125V124H106ZM177 125V126H176ZM260 124H258V126H259ZM77 126H79L78 128H77ZM96 126V127H95ZM193 126V127H192ZM83 127V128H82ZM139 127V128H138ZM142 127V128H141ZM188 127V128H187ZM196 127V128H195ZM251 127V126H250ZM75 128V129H74ZM85 128V129H84ZM93 130H92V129ZM171 128H172V130H171ZM187 128V129H186ZM190 128H191V130H190ZM198 128V129H197ZM248 128V129H247ZM257 128V127H256ZM27 129V131H25ZM78 129V130H77ZM85 131H84V130ZM88 129H89V131H88ZM90 129H91V131H90ZM114 129H116V126H115V128ZM120 129V128H119ZM122 129V128H121ZM140 129H142V130H140ZM147 129V130H146ZM183 129H185L184 131H183ZM199 129H200V131H199ZM210 129V130H209ZM6 130V131H5ZM75 130V131H74ZM135 130V132L133 133V134H137V133H140V132H138V131H136ZM148 127L147 128H145V132L143 133V135H142V143H151V142H153L154 143V145L156 144V146L159 144V146H161L162 145V143H161V145H160V140L159 139H157V140H154L155 139V137H154V133L152 132L153 130L152 129H150L149 130V132H148ZM186 130H188V131H186ZM195 130H196V132H195ZM207 130V131H206ZM262 130V131H261ZM8 131H10L11 132V135H10V139H8L7 140V142L5 141V139L2 137V135H4V133L3 132H8ZM33 131V132H32ZM78 131V132H77ZM82 131V132H81ZM192 131V132H191ZM26 132V134L24 135V133ZM75 133V135L73 134V133ZM83 132H84V134L85 135H87V136H85L84 134H83ZM87 132H90L89 133V135H88V133ZM101 134H102V139L103 140H105V139H107L108 137H107V135L103 132V130H100L99 131ZM172 132V133H171ZM186 132V133H185ZM193 132L195 133L194 135H193ZM3 133V134H2ZM123 133V131H121V133L120 134H122ZM198 133V134H199ZM208 133H210L209 135H211V136H214L213 138L211 137V136H208ZM248 133V134H247ZM30 134L32 135L31 137H30ZM34 134V135H33ZM37 134V135H36ZM82 134V135H81ZM103 134H105V135H103ZM118 135L117 136V138L119 139V138H121V139H119V141L120 142H123V143H129V140L130 141H136V137H135V139H133V140H131L132 138L130 137L131 136V134H127V133H123V135H122V137H120L121 135ZM132 134V136H134ZM135 134V135H136ZM152 134V135H151ZM37 137H36V136ZM74 136V137H70V136ZM126 135V136H125ZM172 135H174V137L172 136ZM256 136V138H255V136ZM263 135V136H262ZM26 136V137H27ZM66 136H68V137H66ZM145 136V137H144ZM153 136V137H152ZM176 136V137H175ZM197 136V135H196ZM208 138H207V137ZM249 136H250V138H251V140L249 139ZM38 138V139H40V141H42L41 143H43V144H38L37 142H39L36 138ZM124 137H126V139H124ZM128 137V138H127ZM34 138V139H33ZM66 138H68V140L66 141ZM72 138V139H71ZM130 138V139H129ZM174 138H177V139H174ZM209 138H211V139H209ZM259 138H260V140H259ZM35 139H36V141H35ZM124 139V141H122ZM129 139V140H128ZM152 139H153V141H152ZM173 141H175V143L173 144V143H171V141L172 140ZM189 139V140H188ZM204 139V140H203ZM252 139H254V140H252ZM159 140V141H158ZM188 140V141H187ZM214 140V142H210V141H213ZM219 140V141H218ZM247 140H249L250 142V144H252V145H249L248 147L247 146H245V143H248L247 142ZM149 141H151V142H149ZM158 141V142H157ZM37 143V145L36 144H34V143ZM93 142L94 143H98V141H97V137H96V135H94L93 136ZM133 142V143H134ZM162 142V141H161ZM186 142V143H185ZM10 143V144H9ZM48 143V142H47ZM131 143V142H130ZM153 143H152V145H153ZM179 143V144H178ZM181 143V144H180ZM166 144H164V147H163V145H162V147L163 148H159V149H161V150H159V151H161L162 153H163V151H162V149H166L167 148V150H168V147L170 148L171 146L169 145H167L166 146ZM178 144V145H177ZM182 144L184 145L183 147H182ZM36 145V146H35ZM40 145V146H39ZM43 145V146H42ZM46 145V146H45ZM153 145V146H154ZM174 145V146H173ZM202 145H200V146H202ZM248 145V144H247ZM10 147V146H9ZM35 147V148H34ZM88 149H87V148ZM86 149L87 150H89L90 148V145H89V147L86 145ZM166 147V148H165ZM5 148H7V149H5ZM11 148V147H10ZM46 148V149H47ZM186 148V147H185ZM247 148V149H246ZM260 148V149H259ZM34 149V150H33ZM158 149V148H157ZM157 149H156V151H157ZM248 150V151H246V150ZM255 149V150H256ZM7 150V151H6ZM36 150V151H35ZM6 152V154H4L5 152ZM31 151H32V153H31ZM35 151V152H34ZM229 151V152H228ZM233 151V152H232ZM34 152V153H33ZM142 152H143V154H142ZM158 152V151H157ZM236 152V153H235ZM244 152H247V153H244ZM131 153V151H129L128 152V150H125V151H123V155L121 154L120 156H121V158H120V156H119V161L117 162V158H116V160H114V161H116L117 162V164H119V165H117V164H115V165H117V167H119L120 169L117 171V169L118 168H116L115 166V170H116V172H113V174L115 173V175L113 176V174H112V170L114 169H112L111 171H110V174H109V176L110 177H112L113 176V178H115V176L116 175H120V173H121V178L120 177H117L116 176V178H120L119 179V181L118 182H121L122 183V181H125L126 179V181H127V185H125L126 183V181L125 182H123V184H124V186H123V184L121 185V184H119L118 185V182H117V186L115 187V188H111L112 190L113 189H115L114 191H110V188L109 189H107L105 192H103L104 190H102V191H98V183H97V181L98 180H95L96 178H94V177H92V176H90V174H88V171H86L85 173H83V174H81L80 173V175L78 174L77 175V177H76V184H75V186H73L71 189H70V192H68L60 201H59V203L56 205V206H53V209H52V212H53V214H52V217H51V219H50V222L52 223V221L54 222V223H58L60 226L62 225H65V223H67V221L68 220H70L71 219V217H70V215L72 216V214H74L75 216L74 217H72V219L71 220H73V219H75V217L78 215V210L80 211V209H81V207L83 208L84 206H86V205H91V206H94L97 202H98V205L96 206V207H98L99 205H102V204H104L107 200H109V198L110 197H113L114 196V194H112L113 192L114 193H117L116 192V190L118 189V191L120 190V189H123V188H125L126 186H128L129 187V185H131V183L132 184H134L135 182L133 181L132 182V180L134 179V180H138V181H136L137 183L136 184H138L139 186V188H141L142 190H148L149 188H150V186L152 187L153 185H154V183H155V181H156V179H155V177L154 176H152V177H154L153 179H151L152 177H145V179H144V176H143V174L141 173V171H140V169L139 168H141V170L143 169L142 168V166L144 167V165H146V164H149L151 161H152V159L150 158V155L149 156H147V157H145V152L144 151H141L139 154L140 155H142V160H143V158L145 157V159L146 160H143L142 162L144 163V164H142V162H141V159L139 158L140 157V155L139 154H135V153H133V154H130ZM155 153V156L157 157V156H159L156 152H154ZM159 154H161L160 152H158ZM238 153V154H237ZM26 154V155H25ZM135 154V155H134ZM146 154L148 155V153L146 152ZM177 154V153H176ZM137 155V156H136ZM139 155V156H138ZM143 155H144V157H143ZM6 156V160H5V157ZM131 156H133V157H131ZM154 156V157H155ZM177 157H178V154L176 155ZM235 156V157H234ZM243 156L245 157V160H244V158H243ZM134 157L135 158H139L138 159V163L137 162H135L137 159H134ZM218 157V158H217ZM3 158V159H2ZM14 158H16V157H13V159ZM135 161H134V160ZM241 159H242V162H241V164H240V161H241ZM31 160V161H30ZM33 160V161H32ZM130 160V161H129ZM135 162H133V161ZM140 160V161H139ZM177 159L175 158V161H176ZM229 160V161H228ZM234 160V161H233ZM146 161V162H145ZM150 161V162H149ZM174 161V160H173ZM171 162V164H173L175 167L177 166V161L175 162V164H174V162ZM116 162H114V163H116ZM139 162H140V164H139ZM4 163V164H3ZM29 163V164H28ZM36 165H34V164ZM220 163V164H219ZM222 163V164H221ZM139 164V165H138ZM216 164V165H217ZM242 166V167H240V168H238L240 165ZM3 165V166H2ZM47 165V166H46ZM173 165H171L170 166V169L172 168V166ZM227 165V166H226ZM237 165H239L238 167H236ZM32 167V169H31V167ZM127 166V168L125 169V167ZM128 166H129V168H128ZM141 166V167H140ZM1 167H0V169H1ZM175 167H173L172 169H173V171H172V169H171V171L172 172H174L175 171V169L177 168H175ZM227 167V168H226ZM244 167V168H245ZM34 168H36V169H34ZM136 168H138V169H136ZM225 168V169H224ZM236 168V169H235ZM243 168V169H244ZM128 169L129 170H131L130 172L128 171ZM35 170V172H33ZM38 170V171H37ZM122 170V171H121ZM126 170V171H125ZM136 170V171H135ZM138 170V171H137ZM225 170H226V172H225ZM241 170V171H240ZM37 171V172H36ZM114 171V170H113ZM123 171H125V173H127V171H128V175H129V173H130V177L126 174V178L123 176V174H125ZM140 171V172H139ZM224 171V172H223ZM228 171V172H227ZM235 171V172H234ZM26 172V173H25ZM38 172H40V174H35V173H38ZM42 172V173H41ZM48 172V173H47ZM132 172H134V173H132ZM136 172V173H135ZM138 172L141 174V177H140V175L138 174ZM25 173V174H24ZM30 173H31V175H33V176H31L30 175ZM132 173V174H131ZM225 173V174H224ZM228 173V174H227ZM230 173V174H229ZM233 173V174H232ZM29 174V175H28ZM134 174V175H133ZM136 174H138V176L136 175ZM226 176H224V175ZM36 175V176H35ZM228 175V176H227ZM232 177H231V176ZM237 175V176H236ZM30 176V177H29ZM133 176V177H132ZM137 176V177H136ZM27 177L29 178V180L27 179ZM136 177V178H135ZM142 178V179H140V178ZM17 178V179H16ZM34 178V179H33ZM35 178H38V180L37 179H35ZM93 178V179H92ZM130 178H133L132 180L130 179ZM148 179V181H147V179ZM226 178V179H225ZM16 179V180H15ZM125 179V180H124ZM129 179V180H128ZM227 179H229V180H227ZM26 180H27V182H26ZM91 180V181H90ZM121 180V181H120ZM140 180H142V181H140ZM95 183H94V182ZM140 181V182H139ZM146 181V182H145ZM150 181H152L151 183L153 184H150ZM229 181V182H228ZM145 182V183H144ZM28 183V184H27ZM141 183H144V184H141ZM96 184H97V188L98 189H96V187H93V186H96ZM135 184V185H136ZM145 184H147V189H146V187H145ZM150 185V186H149ZM228 185V186H227ZM15 186V187H14ZM27 186H29V187H27ZM34 186H36V187H34ZM118 186H120V187H118ZM137 186V185H136ZM141 186H143V188L141 187ZM31 187V188H30ZM39 187V188H38ZM93 187V188H92ZM17 188V189H16ZM29 188V189H28ZM90 188V189H89ZM127 188V187H126ZM16 190V191H15ZM109 190V191H108ZM150 190V189H149ZM92 193H91V192ZM94 191V192H93ZM104 193V194H102V193ZM111 192V193H110ZM89 193L91 194V195H89ZM101 193V194H100ZM4 194V195H3ZM42 194V195H41ZM110 194V195H109ZM102 195H103V197H102ZM107 195V196H106ZM98 196V197H97ZM86 197H88V199H89V201L86 199ZM226 197L228 198V199H230L231 197L229 196V195H226ZM93 198H94V200H95V202H94V200H93ZM105 198H107L106 200H105ZM0 199L1 200H3L1 197H0ZM21 199V200H20ZM16 200V201H15ZM18 200V201H17ZM86 200V201H85ZM84 201L86 202L85 204L86 205H83L82 206V204H84ZM88 201V202H87ZM97 201V202H96ZM17 202H19V203H17ZM91 202V203H90ZM92 202L94 203V204H92ZM16 203V204H15ZM100 203V204H99ZM14 204H15V206H14ZM79 206H80V209H79ZM17 208V209H13L14 211H12V208ZM95 207V206H94ZM164 208V207H163ZM161 209V208H160ZM165 210V209H164ZM16 211V212H15ZM77 211V212H76ZM18 212V213H17ZM41 212V213H40ZM161 212H163L164 213V211H163V209H161ZM17 213V214H16ZM15 214V215H14ZM162 214V213H161ZM18 215V216H17ZM41 215V216H40ZM13 216H15L14 218H13ZM17 216V217H16ZM39 216H40V220L38 219L39 218ZM233 217H234V215H233ZM234 219H235V217H234ZM234 219H232V217H229V219H227V221L228 222H226V223H230V224H227V225H229V227L230 228H232L233 226H234V224L235 223H233L234 221ZM39 220V221H38ZM229 221H231V222H229ZM65 222V223H64ZM35 223H36V225H35ZM3 225H5V226H3ZM40 225V224H39ZM8 226V227H7ZM34 226H36V227H34ZM11 227V228H10ZM5 228H7V229H5ZM31 228H32V231H30L31 230ZM236 228V227H235ZM1 229H3L2 231H1ZM5 229V230H4ZM10 229V230H9ZM233 229V228H232ZM4 231H6V232H4ZM9 231V232H8ZM34 231V232H33ZM235 231H236V229H235ZM5 233V234H4ZM3 234V235H2ZM233 234L237 237L238 235V232H233ZM41 235V234H40ZM40 235L38 236V238L37 239H39L40 238ZM239 237V236H238ZM237 237V238H238ZM240 238V237H239ZM238 238V240H240L241 241V239H239ZM254 243V242H253ZM257 244V243H256ZM256 244H253V246H252V244L251 243H249V244H243L241 247L243 248V250H242V253H243V251L244 250H246L245 252L248 254V255H251L249 258H248V255L245 253V257H247L248 259H251V261L252 262H254V263H258L260 260H262L261 259V254H259V252H261V251H257L258 249H256L255 247V245ZM31 245V244H30ZM248 245H251L252 247L250 248V247H248ZM247 246V247H246ZM254 248V249H253ZM258 248V247H257ZM255 249H256V251L258 252H256L255 251ZM250 250V251H249ZM252 250H254V251H252ZM251 254H250V253ZM244 254V253H243ZM252 254H255V255H253V256H255V257H253L252 256ZM21 255H23V254H21ZM256 255H259V256H256ZM258 257V258H257ZM264 257V256H263ZM260 258V259H259ZM258 261H257V260ZM15 261V262H14ZM257 261V262H256Z\"/></svg>",
	"mask_w": 264,
	"mask_h": 264
}]
</instances>
